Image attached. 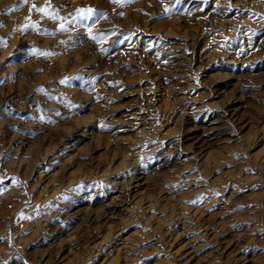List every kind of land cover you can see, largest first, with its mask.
Returning <instances> with one entry per match:
<instances>
[{"label": "rangeland", "instance_id": "1", "mask_svg": "<svg viewBox=\"0 0 264 264\" xmlns=\"http://www.w3.org/2000/svg\"><path fill=\"white\" fill-rule=\"evenodd\" d=\"M259 2L0 0V264H264Z\"/></svg>", "mask_w": 264, "mask_h": 264}, {"label": "bare ground", "instance_id": "2", "mask_svg": "<svg viewBox=\"0 0 264 264\" xmlns=\"http://www.w3.org/2000/svg\"><path fill=\"white\" fill-rule=\"evenodd\" d=\"M260 1H261V3H263V2H262L263 0H260ZM73 2H74V1H73ZM118 2H119V0H118ZM214 2H215V1H214ZM252 2H253V4L250 5L251 7H253L254 4H255L256 7L258 6V8H260V7H259V4H260L259 0H252ZM116 3H117V2H116ZM252 5H253V6H252ZM164 6H165V5H164ZM200 9H201V8H200ZM253 9H254V8H253ZM64 10H65V9H64ZM261 11H263L262 8H261ZM74 12H75V11H74ZM252 12H253V11H252ZM238 16H239V15H238ZM247 16H249V14H248ZM252 16H253V15H252ZM240 17H241V16H240ZM242 18H243V17H242ZM242 18H241V19H242ZM249 18H251V17H249ZM253 19H254V18H253ZM259 19H260V18H259ZM242 20H243V19H242ZM244 20H245V19H244ZM248 20H249V19H248ZM250 21H251V20H250ZM254 21H256V20H254ZM248 22H249V21H248ZM257 22H259V20H257ZM252 23L255 24V22H252ZM54 24H55V23H54ZM224 24H225V23H224ZM55 25H56V24H55ZM220 25H221V24H220ZM225 25H226V24H225ZM256 25H258V24H256ZM263 26H264V25H263ZM244 27H245V26H244ZM220 29H221V28H220ZM245 29H246V28H245ZM223 30H225V29H223ZM216 32H217V31H216ZM216 32H215V33H216ZM224 32H225V31H224ZM224 32H219V33L215 34V36H213V37H212L211 34H210V37L208 36V38H207V39L212 43V45L215 47V49L217 50V51H216L217 53H222V49H223V48H222V44H223V42L225 41V38L227 37V36L225 37L226 34H224ZM227 32H228V31H227ZM225 33H226V32H225ZM234 33H235V32H234ZM17 35H18V34H17ZM213 35H214V34H213ZM245 35H246V34H245ZM206 36H207V35H206ZM247 36H248V35H247ZM252 36H253V35H252ZM237 37H238V36H237ZM129 38H130V37H129ZM242 38H243V37H242ZM127 39H128V37H127ZM207 39H206V40H207ZM204 40H205V39H204ZM228 41H229V39H228ZM228 41H227V42H228ZM134 43H135V42H134ZM125 44H126V43H125ZM125 44H124V45H125ZM202 44H203V43H202ZM118 46H119V45H118ZM215 49H214V50H215ZM210 50H213L212 47H211ZM210 50H209V51H210ZM57 51H58V50H57ZM209 51H208V52H209ZM224 51H225V50H224ZM210 52H211V51H210ZM59 53H60V52H59ZM211 53H213V51H212ZM214 53H215V52H214ZM222 54H224V53H222ZM222 54H221V55H222ZM56 55H57V54H56ZM52 56H53V55H52ZM211 56H212V55H211ZM211 56H210V57H211ZM215 56H216V55H215ZM213 57H214V55H213ZM52 59H53V57H52ZM208 59H210V58H208ZM54 61L56 62V60H54ZM55 62H54V63H55ZM62 62H63V61H62ZM38 63H39V62H38ZM55 64H56V63H55ZM63 65H65V64H63ZM55 67H56V65H55ZM62 67H63V66H62ZM233 67H234V66H233ZM58 68H60V67H58ZM51 71H52V70H51ZM6 80H7V79H6ZM47 83H48V82H47ZM45 84H46V83H45ZM10 88H11V87H10ZM7 89H8V88H7ZM0 90H1V89H0ZM7 91H8V90H7ZM9 92H10V91H9ZM0 93H1V92H0ZM45 93H47V92H45ZM16 98H17V97H16ZM24 98H25V97H24ZM194 105H195V104H194ZM201 107H202V106H201ZM203 107H204V106H203ZM186 108H187V107H186ZM192 108H193V107H192ZM184 109H185V108H184ZM192 110H193V109H192ZM188 111H189V110H188ZM200 111H201V110H200ZM8 112H9V111H8ZM191 112H192V111H191ZM184 113H185V112H184ZM188 113H189V112H188ZM195 113H196V112H195ZM195 113H193V114H195ZM181 115H183V113H182ZM187 115H188V114H187ZM207 115H208V114H207ZM191 116H192V114H191ZM189 117H190V116H189ZM194 117H195V116H194ZM4 119H5V118H4ZM190 120H191V119H190ZM49 122H50V121H49ZM162 122H164V120H163ZM160 124H161V123H160ZM51 133H52V132H51ZM115 137H116V136H115ZM263 140H264V139H263ZM252 142H253V141H252ZM247 151H248V150H247ZM238 153H239V152H238ZM238 153H237V154H238ZM126 156H127V155H126ZM122 157H123V156H122ZM244 157H245V156H244ZM245 159H246V158H245ZM123 160L125 161L126 159H123ZM134 161H135V160H134ZM142 161H143V160H142ZM127 162H128V161H127ZM261 163H262V162H261ZM263 163H264V162H263ZM132 164H133V163H132ZM146 165H147V164H146ZM261 165H262V164H261ZM262 167H263V165H262ZM132 169H133V168H132ZM140 169H141V168H140ZM142 169H143V168H142ZM111 170H112V169H111ZM110 175H111V173H110ZM135 175H136V174H135ZM262 177H263V182H262V183H263V185H264V175H263ZM104 179H105V178H104ZM106 179H107V178H106ZM110 179H111V178H110ZM130 179H131V178H130ZM123 181H124V180H123ZM121 182H122V181H121ZM124 182H125V181H124ZM78 183H79V182H78ZM92 183H93V182H92ZM90 184H91V183H90ZM84 185H87V183L84 184ZM88 186H89V185H88ZM93 186H94V185H93ZM115 186H116V185H115ZM125 186H126V185H125ZM122 187H123V186H122ZM9 190H10V189H9ZM65 191H66V190H65ZM8 192H9V191H8ZM64 193H65V192H64ZM66 193H67V192H66ZM17 195H18V194H17ZM7 197H8V196H7ZM7 197H6V198H7ZM11 198H12V197H11ZM12 199H13V198H12ZM154 201H155V200H154ZM153 203H154V202H153ZM27 204H28V203H27ZM262 204H263V206H262V213H263V216H262V217H263V219H264V196H263V198H262ZM31 205H32V204H31ZM20 207H21V206H20ZM41 207H42V204H41ZM148 207H149V206H148ZM25 208H26V207H25ZM27 208H28V207H27ZM152 208H153V207H152ZM18 209H19V208H18ZM34 212H35V211H34ZM31 214H32V213H31ZM42 215H43V214H42ZM42 217H43V216H42ZM46 219H47V218H46ZM49 219H51V218H49ZM49 219H48V220H49ZM60 219H61V218H60ZM263 219H262V220H263ZM45 221H46V220H45ZM50 221H51V220H50ZM263 221H264V220H263ZM42 222H43V221H42ZM42 222H41V223H42ZM54 223H55V221H54ZM38 224H39V223H38ZM35 225H36V224H35ZM38 226H39V225H37V227H38ZM47 226H48V225H47ZM49 226H51V225H49ZM37 227H35V228H37ZM50 228H51V227H50ZM50 228H49V230H50ZM39 229H40V227H39ZM36 230H37V229H34V231H36ZM37 231H38V230H37ZM37 231H36V232H37ZM47 232H48V231H47ZM6 233H7V232H6ZM6 233L4 232V234H6ZM8 233H9V232H8ZM8 233H7V234H8ZM4 234H3V235H4ZM51 234H52V233H51ZM261 234L264 235V222H263V230L261 231ZM3 235H2V236H3ZM36 235H37V234H36ZM263 235H262V237H263ZM6 236L8 237V235H5V237H6ZM0 237H1V236H0ZM4 239L7 240L6 238H4ZM97 249H99V248H97ZM66 250H67V249H66ZM8 252H9V251H8ZM21 256H22V255H21Z\"/></svg>", "mask_w": 264, "mask_h": 264}, {"label": "snow or ice", "instance_id": "3", "mask_svg": "<svg viewBox=\"0 0 264 264\" xmlns=\"http://www.w3.org/2000/svg\"><path fill=\"white\" fill-rule=\"evenodd\" d=\"M33 7L35 8L36 6L33 5ZM36 10L37 11H40V12H46L47 13V10L45 8H37ZM92 12H93V9H91V8L78 10V14H85V15H87V14H90ZM47 14L51 15V13H47ZM25 27H27V26H25Z\"/></svg>", "mask_w": 264, "mask_h": 264}]
</instances>
